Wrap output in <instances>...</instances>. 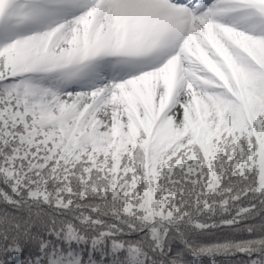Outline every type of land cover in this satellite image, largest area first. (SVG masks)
Listing matches in <instances>:
<instances>
[{
  "label": "snow or ice",
  "instance_id": "snow-or-ice-1",
  "mask_svg": "<svg viewBox=\"0 0 264 264\" xmlns=\"http://www.w3.org/2000/svg\"><path fill=\"white\" fill-rule=\"evenodd\" d=\"M0 264H264V0H0Z\"/></svg>",
  "mask_w": 264,
  "mask_h": 264
}]
</instances>
